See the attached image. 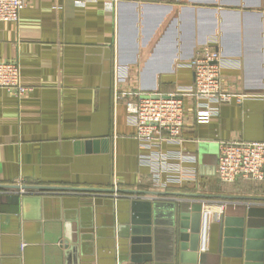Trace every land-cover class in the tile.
<instances>
[{
    "label": "crops",
    "instance_id": "crops-1",
    "mask_svg": "<svg viewBox=\"0 0 264 264\" xmlns=\"http://www.w3.org/2000/svg\"><path fill=\"white\" fill-rule=\"evenodd\" d=\"M204 45L223 56V89L252 96L221 104L208 123L187 100L183 142L160 151L193 155L169 161L197 180L151 189L153 166L139 159L151 150L115 91L191 85L189 61ZM0 61H17L29 87L21 96L0 87V264H179L177 201L225 204L233 216L264 204L242 199L264 197V181L224 183L211 168L222 141L264 142V0H31L17 21H0ZM115 184L163 191V206L134 213L136 199L111 195ZM218 236L211 215L196 264H243L223 256Z\"/></svg>",
    "mask_w": 264,
    "mask_h": 264
},
{
    "label": "built area",
    "instance_id": "built-area-1",
    "mask_svg": "<svg viewBox=\"0 0 264 264\" xmlns=\"http://www.w3.org/2000/svg\"><path fill=\"white\" fill-rule=\"evenodd\" d=\"M31 0H0V21H17L19 12ZM224 59L218 50L204 45L192 59L189 66L194 78L191 85L181 87L176 92L143 93L139 91H115V99H124L128 116L135 126V138L142 148L151 150L139 156L142 163L152 165L153 176L151 189L163 190L169 183L181 185L197 180L194 169H180L170 163L176 157L183 161H193L195 157L182 150L169 153L160 151L162 143L181 144L182 129L185 119L186 101H190L196 123H208L217 115L219 106L225 103H240L252 96L245 92L226 91L223 89L220 70ZM0 87L23 95L29 87L21 82L20 66L17 61H0ZM215 172L219 181L232 183L237 179L254 182L264 181V142L228 140L220 143ZM164 173V175H163ZM111 195L127 199H160L161 195L147 192L121 193L113 185ZM22 192L26 189L19 186ZM169 197L163 196V199ZM210 203L202 205V249L208 219L211 215L223 213L226 205L221 204L212 209ZM213 211V213H212ZM212 213V214H211Z\"/></svg>",
    "mask_w": 264,
    "mask_h": 264
},
{
    "label": "water",
    "instance_id": "water-1",
    "mask_svg": "<svg viewBox=\"0 0 264 264\" xmlns=\"http://www.w3.org/2000/svg\"><path fill=\"white\" fill-rule=\"evenodd\" d=\"M203 167L200 165L199 170ZM214 170L215 167H211ZM17 188L18 185H17ZM23 188H31L24 186ZM37 189H57L54 187H34ZM60 190H73L70 187H59ZM32 189V188H31ZM59 190V189H58ZM138 192V191H137ZM142 192V191H140ZM148 194L164 195L163 191H147ZM181 196V195H180ZM202 194L184 195L183 197H205ZM182 197V196H181ZM245 201L259 200L264 202V197H242ZM179 204L175 218L169 222L173 235L171 240L175 242L179 250V264H196L197 250L202 241L203 221L202 205L203 202L177 201ZM162 200L136 199L130 201L131 210H143L147 213L156 212V209L163 206ZM176 201H173L174 206ZM206 203V202H205ZM210 203V202H208ZM241 215L233 216L220 213L217 216L219 225L218 250L224 257L241 259L243 264H264V204L257 205L247 203ZM145 222H148L146 219ZM156 223V222H155ZM121 235L120 230L117 236ZM133 241V233L131 237ZM202 257V255H201ZM253 261V262H252Z\"/></svg>",
    "mask_w": 264,
    "mask_h": 264
}]
</instances>
